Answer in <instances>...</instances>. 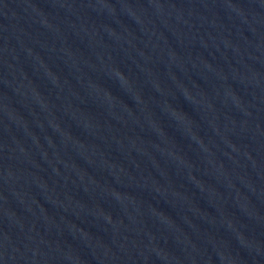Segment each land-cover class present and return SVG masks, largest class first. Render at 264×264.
<instances>
[{
	"label": "water",
	"instance_id": "water-1",
	"mask_svg": "<svg viewBox=\"0 0 264 264\" xmlns=\"http://www.w3.org/2000/svg\"><path fill=\"white\" fill-rule=\"evenodd\" d=\"M0 264H264V0H0Z\"/></svg>",
	"mask_w": 264,
	"mask_h": 264
}]
</instances>
